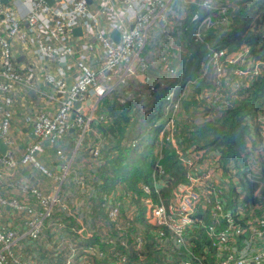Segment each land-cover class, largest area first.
<instances>
[{
  "label": "built area",
  "instance_id": "2783aa9c",
  "mask_svg": "<svg viewBox=\"0 0 264 264\" xmlns=\"http://www.w3.org/2000/svg\"><path fill=\"white\" fill-rule=\"evenodd\" d=\"M8 1L15 3L13 0H0V102L5 108L1 111L0 138L8 130L12 96L17 92V86H30L37 77L31 68H27L23 74L17 73L14 68L12 42H25L20 22H24L35 34L34 40L27 38V41L39 59L68 62L69 65L66 67L68 72L57 69L54 74L44 73L38 77L52 86L59 106L52 114L39 112L33 118L32 139L25 146L18 162H15L9 151L0 155V183L3 173L11 172L16 167H31L49 176L35 158L43 151V145L46 142L51 146L57 144L72 129H79L82 135L89 131L91 118H85L80 112L74 111V104H82L88 95H92L98 102L109 93L113 85L123 84L125 77L134 76L135 70L142 67L138 58L148 34L158 25H161V29H167L163 24L171 22V19L174 24L178 14H181L180 11L176 12L179 6L168 14L172 0H95L92 7L87 6L84 0H50V6L44 0H20L21 4L28 7V13L19 18L6 5ZM179 1L180 4H195L206 13L199 16L195 12L190 17L191 24L196 26L194 37L197 40L202 31L216 23L217 18L211 15L224 14L226 8L232 5L230 0H223V3H220L221 0ZM76 27L82 30L81 37L72 39L70 33ZM113 33L115 38L111 37ZM206 56L212 76L217 82L225 77V70L229 66L242 65L243 69L234 72L238 81L256 77L262 67L261 63L248 59L246 49L229 54L223 50H210ZM66 75L71 77L69 86L64 81ZM170 99L171 95L167 97V100ZM248 123L256 131L251 137V144H247V150L251 149L252 155L248 157L243 171L247 178L256 176L261 181L250 193L252 196L248 200L242 198L245 193L243 190L237 187L229 189V184L237 183L230 167H226V173L221 174L218 168L215 169L217 166L210 165L211 158L200 163L202 154L191 153L183 162L186 183L177 186L166 202L161 192L167 189V182L162 179L164 172L161 167L156 166L151 173L150 185L141 188L143 197L139 201L141 209L144 207L140 211V221L154 228L153 238L143 235L141 229L137 235L133 234V242L129 244L135 254H112L106 258V264H127L128 256L144 261L146 246L152 243L151 240L156 243L157 250L165 249L168 245L178 252L180 249H190L189 231L193 227L202 230L210 246L219 254H224L219 264H248L246 258L233 255L238 242H242L243 246L246 244L242 254L255 244L258 252L256 250V255L249 264H264V178L260 167V161L264 157V102L261 110L252 115L251 122ZM55 154L61 162L62 170L60 176L54 178L57 183L52 192L44 193L39 188L22 182V200L0 197V218L4 208L14 216L21 214L26 217L21 228L0 230V264H27L19 261L13 253L12 248L16 243L25 239L37 240L45 227L52 230L51 224L45 221L54 208L69 214V208L58 195L60 184L69 175V162L60 150L56 149ZM131 196L127 195V200ZM29 198L35 203L29 204ZM108 200L109 198L105 199L103 204L107 217L111 222L120 224L123 204L115 202L111 205ZM227 200L235 205L232 206ZM124 204H131V210L134 209L130 201ZM194 214L202 215L200 219H195L192 218ZM204 216L210 224L202 222L201 218ZM82 233V230L77 232L79 235ZM86 237L91 239L89 234ZM93 245L87 246L88 252L89 248H95ZM84 253L88 254L87 257L99 254L97 251L94 254ZM63 264L76 262L65 259ZM84 264L91 263L86 258Z\"/></svg>",
  "mask_w": 264,
  "mask_h": 264
},
{
  "label": "trees",
  "instance_id": "16d2710c",
  "mask_svg": "<svg viewBox=\"0 0 264 264\" xmlns=\"http://www.w3.org/2000/svg\"><path fill=\"white\" fill-rule=\"evenodd\" d=\"M232 1L224 14L211 15L217 21L201 32L199 40L194 37L196 26L193 33L186 30V26L191 24L193 13H206L195 4L184 5L186 16L178 22L177 27L160 28L146 42L138 58L142 71L135 70V75L125 77L123 84L113 85L109 93L97 102L94 118L89 123L96 141L80 147L75 152V159L82 156L94 161L84 166V170L93 178L95 185L89 199L92 205L89 209L101 215V220L95 224L92 221L94 226L87 230L79 226L83 231L81 236L74 233L70 223L59 232L60 235L68 232L67 235L74 236L72 239L77 243L84 240L87 246L94 244L100 255L87 257L91 264H106V258L112 254H135L129 248L134 234L131 224L142 226V234L153 238L154 228L140 221L142 214L136 211L143 197L141 188L150 185L151 173L156 166L161 167L164 172L162 179L167 182V189L161 192L166 202L177 186L186 183L183 162L191 153L202 154L200 163L211 158L210 165L217 166L215 169L218 168L221 174L226 173V167H230L237 183L229 184V189L237 187L243 190L244 200L252 196L250 193L261 182L256 176L247 178L243 168L252 155V150H247V144H251V137L256 131L248 123L251 120L244 119L259 112L264 102V0ZM151 44L156 45L157 49ZM153 49L161 53L154 55L151 52ZM243 49L248 50L249 60L262 64L257 76L238 81L234 72L243 67L237 64L227 67L225 77L217 82L212 76L206 54L210 50H223L229 54ZM187 90H191V93L187 94ZM169 94H172L171 99L167 100ZM181 115L184 118L178 120ZM73 133L76 137L75 131ZM82 140V143L87 144L85 135ZM130 147L136 152L135 159ZM153 149L156 152L153 153ZM57 150L62 152L61 149ZM62 153L65 155L67 150ZM260 167L264 178V157ZM116 185L123 189L118 197L113 189ZM127 195H132L130 202L135 207L134 217H138L139 221L135 223L128 214L131 204H123L120 224H115L107 217L104 200L109 198V204L118 202L120 205L119 200L127 201ZM201 215L194 214L192 218L200 219ZM64 216L74 225L71 210L67 214L56 208L45 223L51 224L52 230L64 227ZM201 220L210 224L205 216ZM49 229H44L42 235ZM86 234L91 239L85 237ZM189 237L191 248L180 249L179 255L176 249L169 248L171 245L157 250L156 243L151 240L152 243L146 249L152 251L144 253V261L128 256L127 264H179L184 261L190 264H213L210 251L202 254L209 245L204 232L193 227ZM59 241L60 237L54 239V242ZM62 242L65 244L66 240ZM51 256L53 258L60 254H20L19 261L27 264L64 263V259H52ZM29 257H33L31 263Z\"/></svg>",
  "mask_w": 264,
  "mask_h": 264
},
{
  "label": "crops",
  "instance_id": "0c3cea01",
  "mask_svg": "<svg viewBox=\"0 0 264 264\" xmlns=\"http://www.w3.org/2000/svg\"><path fill=\"white\" fill-rule=\"evenodd\" d=\"M7 2V6L11 11L19 18L22 16H26L28 13L26 6L21 4L20 0H13ZM45 3L50 6V0H44ZM87 6L92 7L95 0H84ZM188 1V0H186ZM192 4V3H187ZM180 4L179 0H172V4L170 5L168 14L171 11L176 12L180 11L181 14H178V18L174 20V24L169 26L164 23L163 26L167 29L178 26V22H180L183 16H186V12L184 9V5ZM199 16H202L199 14ZM75 29V31H73ZM70 37L72 39H79L81 37L82 30L78 27L74 28ZM160 27L156 30L158 31ZM194 25L187 24L186 30H189L193 33ZM196 29V28H195ZM20 31L24 35L25 42L24 44H19L16 42H12V52H13V60H14V68L17 73L23 74L26 72L27 68H31L34 70L37 75L36 79L30 86H17V92L12 96L13 103L10 107L11 118L8 122V130L6 135L3 138H0V141L5 146V150L9 151L13 154V159L15 162H18L21 155L23 154V150L27 144L30 143L31 136V124L33 118L39 112H45L47 114H52L58 108V97L55 95L54 89L49 84L43 82L38 77H40L44 73L54 74L57 69H62L65 72H68L66 67H68L69 63H60L51 60L39 59L35 54V50L32 46L29 45V41L27 38L34 40L35 34L25 25L24 22H20ZM195 32V31H194ZM149 34H153L150 32ZM148 38V37H147ZM94 67V66H93ZM143 67H138V71H142ZM1 71V68H0ZM1 77V76H0ZM139 79H143L141 76H138ZM71 77L65 76V84L67 86L70 85ZM144 81V79H143ZM97 103L92 95H88L86 99H84L83 103L79 105L77 109L73 108L74 111L80 112L83 117H90L93 120L94 110L93 106ZM5 109L2 103L0 102V118L1 111ZM73 130V131H72ZM67 134H65L61 141L58 142L55 146H51L47 142L43 145V151L36 155V161L50 174L49 176L39 172L36 169L31 167H16L11 172H4L2 181L0 183V197L3 199L9 200H22V190L20 185L22 182H27L28 184L39 188L44 193L52 192L55 188V184L57 183L54 178L59 177L61 174V162L57 159L55 154L56 149H61L66 151L67 153L63 155L65 160L69 162V175L68 177L60 184V188L58 191V195L60 200L63 199L64 194L63 189L70 187L73 183L78 180L82 184L83 181L88 180L89 188L94 191L93 178L90 177L89 173L84 170V166L88 163L94 162L91 158H82L79 156L75 159V152L82 146L90 145L96 141L95 133L89 128L88 133L84 134L87 137V144L82 143L83 136L79 129H72ZM76 137L74 136V132ZM70 134V135H69ZM73 138V139H72ZM82 140V141H81ZM97 144L98 141H97ZM74 148V150H73ZM73 150V151H72ZM72 151V152H71ZM3 152V154H4ZM90 153V151H89ZM64 154V153H63ZM1 155V154H0ZM89 155V154H87ZM74 162V163H73ZM73 167V168H72ZM10 173V175H9ZM64 184V187L62 188ZM119 186V185H118ZM74 195V192L71 191ZM75 197V196H74ZM75 199L80 200L79 197H75ZM29 204L35 203L29 198ZM67 207L71 208V205L65 201ZM135 208V207H133ZM141 207L140 205L137 207L136 213L139 214ZM83 210V208L81 209ZM134 211V209H133ZM74 213V212H73ZM75 214V213H74ZM135 214V212H134ZM78 214L77 217H79ZM26 217L23 215L14 216L10 210L6 208L3 209L1 218H0V230L4 231L7 229H18L22 226V221H24ZM139 221V219H138ZM81 236V234H80ZM72 238H75L74 236ZM73 240V239H72ZM74 241V240H73Z\"/></svg>",
  "mask_w": 264,
  "mask_h": 264
},
{
  "label": "rangeland",
  "instance_id": "374dc122",
  "mask_svg": "<svg viewBox=\"0 0 264 264\" xmlns=\"http://www.w3.org/2000/svg\"><path fill=\"white\" fill-rule=\"evenodd\" d=\"M232 2L233 1L230 0L231 4H232ZM171 13H173V12H171ZM166 24H168L169 26H172V24H173L172 19H171V22H168ZM158 27H161V25H158L155 28V30L152 31L153 34H148V38H147L148 42L157 34L158 31L156 29ZM151 46H154V48L157 49L156 45L151 44ZM155 49H153V51H151L154 53V55L161 53V52H157ZM116 84H121V83H116ZM190 91L191 90H187L186 93L190 94L191 93ZM183 118H184V116L181 115L177 119L182 120ZM249 119L251 120V117H246L244 120L247 121ZM130 149H131V152L133 153V158L135 159L137 157L136 152H135L134 148L132 149L130 147ZM73 150H74V148H73ZM142 150L139 152V154L142 153ZM154 152H156L155 149H153V153ZM63 187H64V184H63L62 188ZM113 189H114V193H116L117 197H118V194L123 193L122 186H120V185L119 186L116 185ZM71 191L74 192V195ZM62 193L64 194V197L61 201L64 204H66L65 201H67V203H69L71 205V208H72L69 210H71L72 213L73 212L75 213V214L73 213L74 219L71 217L74 221V225H71V221L68 219V217L64 216L66 218L65 220H63V223H62L64 227H59L55 230L49 229V231H47L45 234L39 236L38 239L35 241H28V239H25L23 241H18V243H16L15 247L12 248L14 254H19L18 259H20V254H60V256H56L53 258H57V259H61V260L66 259V260L71 261V262H76V264H84L88 254H85L82 251L90 253V254H94V252L96 251V248H89V252H88V247L86 245L87 244L86 241L82 240V243H81L79 240V243H77L76 241L72 240L73 236L67 235L68 232H66L65 234H61V235L59 234V232H61L66 227V225H68L69 223H70V227H72V230H75L74 233L76 234L80 230L79 226H81L87 230V228H91L92 226H94V224L96 222L101 220V215L97 214L96 212L92 213L91 209H89V207H92L89 199L91 198L93 191L89 188L88 180L83 181L82 184L80 183V181L76 180L72 186L67 187L66 189L64 188ZM231 194L232 193L230 192V195ZM74 196L79 197L80 200L75 199ZM130 200H127V201H130ZM247 200H248V198H247ZM127 201L120 200V202L122 204L126 203ZM82 208H83V210H81ZM142 209H144L143 206H142ZM129 213H130L131 219H133L135 221V223H137L138 217L137 218L134 217V211L130 210L128 212V214ZM78 214H80L79 217H77ZM76 218L78 220H76ZM143 220L145 222H147L145 219H143ZM92 221H94V224L92 223ZM74 226H77V229H74ZM130 228L132 230H134L133 233L135 235H137L139 232H141V229H144L142 226L136 227L134 224H131ZM44 229L46 230L47 227H45ZM57 237H60V241L58 243L54 242V239H56ZM64 240H66L65 244H64V242H62ZM24 245H26L28 247H24ZM33 247L35 248V250H32ZM169 248L172 249V246H169ZM140 250H141V248H140ZM146 251H147V249H146ZM148 251L151 252L152 250H148ZM171 256H172V254H171ZM32 258L33 257H29L30 263L32 261ZM40 258H42L41 255H40ZM51 258H52V256H51ZM39 264H41V263H39Z\"/></svg>",
  "mask_w": 264,
  "mask_h": 264
},
{
  "label": "clouds",
  "instance_id": "9594fccd",
  "mask_svg": "<svg viewBox=\"0 0 264 264\" xmlns=\"http://www.w3.org/2000/svg\"><path fill=\"white\" fill-rule=\"evenodd\" d=\"M169 95H172V94H169ZM168 95V96H169ZM171 122V121H170ZM142 209H140V211H141ZM140 211H139V214L141 215V213H140ZM205 235V234H204ZM207 238V237H206ZM208 240V239H207ZM209 242V241H208ZM245 246H246V244H244V246H243V244H242V242H238L237 244H236V246H235V254H233L234 256H236V257H242V258H246L247 260H248V264H249V262L251 263L252 262V259L251 258H253L255 255H256V247H255V244L254 245H252V247L251 248H249V250H247L246 251V253L245 254H242V252H243V250L245 249ZM191 248V247H190ZM208 251H210L211 252V254H213V259H214V262H213V264H219V262H221L222 260H223V256H224V254H219L216 250H214V248L213 247H211L210 246V243H209V245H208V248H204L203 249V251H202V254H206ZM147 252V251H146ZM145 252V253H146ZM177 252H178V250H177ZM257 252H258V250H257ZM177 255H179V254H177ZM191 256V255H190ZM145 258V257H144ZM184 262H187V263H189L188 261H184ZM190 264V263H189Z\"/></svg>",
  "mask_w": 264,
  "mask_h": 264
},
{
  "label": "water",
  "instance_id": "95a60500",
  "mask_svg": "<svg viewBox=\"0 0 264 264\" xmlns=\"http://www.w3.org/2000/svg\"><path fill=\"white\" fill-rule=\"evenodd\" d=\"M73 31H75V29H74ZM115 36H116L115 33L111 34V37H112V38H115ZM78 107H79V103H75V104H74V108L77 109ZM4 150H5V146H4V145L2 144V142L0 141V154H1V155H3Z\"/></svg>",
  "mask_w": 264,
  "mask_h": 264
}]
</instances>
